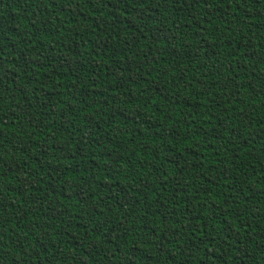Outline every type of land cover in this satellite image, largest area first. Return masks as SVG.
<instances>
[{"label": "trees", "instance_id": "16d2710c", "mask_svg": "<svg viewBox=\"0 0 264 264\" xmlns=\"http://www.w3.org/2000/svg\"><path fill=\"white\" fill-rule=\"evenodd\" d=\"M0 264H264V0H0Z\"/></svg>", "mask_w": 264, "mask_h": 264}]
</instances>
